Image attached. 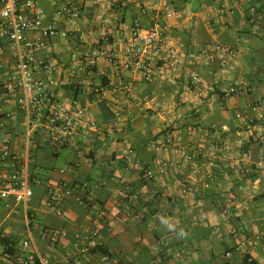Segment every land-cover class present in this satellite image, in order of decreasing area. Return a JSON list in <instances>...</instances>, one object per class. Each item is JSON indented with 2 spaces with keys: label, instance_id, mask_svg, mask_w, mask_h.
I'll return each mask as SVG.
<instances>
[{
  "label": "crops",
  "instance_id": "crops-1",
  "mask_svg": "<svg viewBox=\"0 0 264 264\" xmlns=\"http://www.w3.org/2000/svg\"><path fill=\"white\" fill-rule=\"evenodd\" d=\"M165 1L178 15L166 18V35L178 50L188 54L213 41L235 45L240 50L236 66L223 70L218 63L193 65L186 58L176 83L170 84L158 73L151 81L141 73H118L101 58L90 75L69 76V67L91 52L103 35L110 38L112 52L123 54V39L134 20L149 26L152 9ZM254 3L264 14V0H145L110 9L100 0H89L71 30L55 15L63 0H41L46 24L68 32L56 38L49 52L62 67L56 74V97L67 102L80 98L98 123L113 133L92 131L59 149L35 133L28 145L23 94H9L8 102L0 98V107L12 113L0 127V171H14L16 157L38 178L30 183L29 201L0 196V264H25L31 254L48 258L51 264H244L246 259L249 264H264L261 242L241 245L264 234V169L257 167L264 161L259 141L264 137V21H250L249 7ZM12 65L9 50H0V75L11 76ZM193 72L204 78L201 84L191 83ZM118 80L133 82L138 92L129 100L120 93L116 115L91 90L110 88ZM234 83L251 92L244 97L227 95ZM252 105L261 113L248 125L238 113ZM169 136L179 141L165 153L171 168L161 176L156 147ZM5 150L13 155L7 162L1 158ZM150 170L153 177L147 175ZM62 181L88 189L63 197L59 211L52 212L49 193ZM79 194L90 204H80ZM128 211L138 217L123 221ZM101 213L107 219L101 244L83 253L85 241L78 235L90 231ZM53 231L64 235L54 241Z\"/></svg>",
  "mask_w": 264,
  "mask_h": 264
},
{
  "label": "built area",
  "instance_id": "built-area-1",
  "mask_svg": "<svg viewBox=\"0 0 264 264\" xmlns=\"http://www.w3.org/2000/svg\"><path fill=\"white\" fill-rule=\"evenodd\" d=\"M130 1L143 2L145 0H100L103 8H112L116 4ZM89 0H63V5L55 13L61 16L71 26V30L77 26L82 9ZM259 4L254 3L249 7L250 21L255 24L263 23L264 15L259 11ZM151 12V24L144 26L140 19H135L130 27V34L123 39V54L112 52L109 48L111 40L107 35L99 37L94 42V49L85 53L78 59L77 63L69 67V76L75 77L78 73L90 75L94 72L97 62L106 58L114 66L118 73L131 71L141 73L142 77L151 81L155 73L165 76V80L176 83V75L185 64V59L193 65L218 63L221 69L234 67L240 50L227 43L213 41L200 44L190 53H182L166 35V18L178 17L177 12L168 5L167 1L155 7ZM144 12H146L144 10ZM223 13V11H221ZM67 36V31H61L52 24H46L44 12L41 8V0H0V50L8 49L12 55L13 65L11 76L0 75V98L1 101H9V94L21 93V108L28 117V130L26 133L27 144L32 143L35 133L40 134L45 143L55 149L63 148L77 143L78 140L86 138L92 131L105 130L112 134V130L102 127L93 117L88 104L82 102L78 97L67 102L56 97L58 77L56 74L62 72L61 64L49 54L53 51L58 36ZM44 52V54H40ZM190 80L193 85L201 84L204 78L198 73H191ZM137 88L133 82L123 80L115 81L110 87L94 86L91 94L107 102L110 109L119 115V95L124 94L126 99L135 98ZM251 92L250 87L240 83L232 84L227 90V95L244 97ZM261 113L258 105H252L250 110L239 112L238 117L248 125L253 124ZM12 113L0 107V127L4 125L5 119ZM179 141L175 136H169L164 143L156 147L158 160L160 162L159 175H168L171 168L169 159L165 153L169 148ZM4 142L9 144V138ZM264 145V137H262ZM13 155L9 150L1 154L4 162L11 159ZM13 166L16 167L11 173L0 171V196L2 198L13 197L17 202L29 201L33 190L30 183L38 181L26 171L16 157L12 158ZM209 167L214 166V161H208ZM93 161L87 160V166L91 167ZM243 168V164H239ZM257 167L264 169V161L260 160ZM68 169H63L65 172ZM149 177L154 176L152 170L147 172ZM86 185L72 184L62 181L59 186L53 187L49 193L48 208L52 212H58V202L67 196L74 195V191H87ZM195 191L194 188H191ZM80 204L89 205L90 199L84 195H76ZM138 215L128 211L123 216V221L137 218ZM107 219L105 213L96 219L92 229L82 237L85 244L82 252L86 253L97 248L101 244L102 228ZM62 231H53L51 239L57 241ZM247 242L262 243L264 251V234L249 237L241 245ZM25 243V246H28ZM25 264H51L48 258L36 257L31 254L27 257Z\"/></svg>",
  "mask_w": 264,
  "mask_h": 264
},
{
  "label": "trees",
  "instance_id": "trees-1",
  "mask_svg": "<svg viewBox=\"0 0 264 264\" xmlns=\"http://www.w3.org/2000/svg\"><path fill=\"white\" fill-rule=\"evenodd\" d=\"M259 11H261L262 13H263V10H262V7L260 6V8H259ZM264 15V14H263ZM147 182V181H146ZM132 193H133V191H132ZM143 200V198L141 197L140 198V202ZM142 203V202H141ZM244 264H249V263H247V259H246V262L244 263Z\"/></svg>",
  "mask_w": 264,
  "mask_h": 264
},
{
  "label": "rangeland",
  "instance_id": "rangeland-1",
  "mask_svg": "<svg viewBox=\"0 0 264 264\" xmlns=\"http://www.w3.org/2000/svg\"><path fill=\"white\" fill-rule=\"evenodd\" d=\"M259 138V137H258ZM259 141H261L262 142V136H260V139H259ZM262 144V143H261Z\"/></svg>",
  "mask_w": 264,
  "mask_h": 264
}]
</instances>
